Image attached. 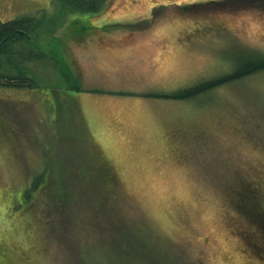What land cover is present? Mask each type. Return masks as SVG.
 Wrapping results in <instances>:
<instances>
[{
	"label": "rangeland",
	"instance_id": "374dc122",
	"mask_svg": "<svg viewBox=\"0 0 264 264\" xmlns=\"http://www.w3.org/2000/svg\"><path fill=\"white\" fill-rule=\"evenodd\" d=\"M63 17L26 44L37 86L0 84V264H264V68L173 97L264 56V0Z\"/></svg>",
	"mask_w": 264,
	"mask_h": 264
},
{
	"label": "trees",
	"instance_id": "16d2710c",
	"mask_svg": "<svg viewBox=\"0 0 264 264\" xmlns=\"http://www.w3.org/2000/svg\"><path fill=\"white\" fill-rule=\"evenodd\" d=\"M51 2L57 11H54L49 16H46L45 11L41 10L36 14L22 13L6 20H0V84L26 87L37 86L35 78L28 73L26 62L28 61L27 59H30V57L32 59L33 56L44 57L45 53L42 52V54L37 51L36 55H33L31 50H27L26 44L31 45L34 41V37L37 39L38 35L45 32L49 33L50 36L58 33L59 28L57 29V27L59 23L64 21L63 14L65 11L96 13L107 5L108 0H51ZM43 24L46 25L45 28H43ZM262 68H264V56L253 58L244 61L231 72L206 79L198 84L178 90L173 93V97H187ZM41 180L43 181L41 173H39L38 176L34 177L32 180L31 189L28 186L27 194L35 189V187L40 184ZM245 187L247 189H243L244 196L241 199L242 202L248 201V199L250 200L248 197L252 193L253 185H247ZM239 203H241V201H239ZM262 237L264 238V229Z\"/></svg>",
	"mask_w": 264,
	"mask_h": 264
}]
</instances>
